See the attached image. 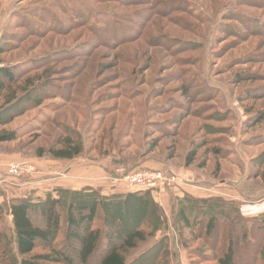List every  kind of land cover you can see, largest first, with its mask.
Segmentation results:
<instances>
[{
    "label": "rangeland",
    "instance_id": "374dc122",
    "mask_svg": "<svg viewBox=\"0 0 264 264\" xmlns=\"http://www.w3.org/2000/svg\"><path fill=\"white\" fill-rule=\"evenodd\" d=\"M78 6L98 13L101 22L68 21ZM41 9L64 19L61 27L44 21ZM15 10L24 16L12 23V43L0 56V67L20 68L19 81L40 75L36 82H47L54 94L40 105L25 102L17 113L6 111L0 125V133L18 131L16 139L0 143V173L8 179L0 184V230L14 253L13 198L46 199L59 188L92 187L105 195L148 189L168 219L130 258L152 247L142 256L157 261V241L167 238L171 264H218L215 255L228 225L221 223L210 239L202 228L181 227L184 248L171 197L245 199L251 211L264 206L259 199L264 194V0H0V38ZM108 14L114 22L102 19ZM30 22L40 27L29 30ZM6 95L0 92V106ZM71 135L83 141L84 152L74 159L53 158L49 149ZM213 146L222 156L210 150ZM190 157L194 162L188 166ZM13 164L33 169L13 177L7 172ZM140 173H162L166 180H126ZM83 207L74 203L78 225L90 212ZM143 209L127 217L123 207L117 212L139 222L147 216ZM102 212L99 208L94 227L110 234L127 227ZM71 227L64 214L53 246L39 244L32 256L63 264L47 255L72 252ZM250 237L254 244L264 240L257 232ZM243 242L250 244L249 235Z\"/></svg>",
    "mask_w": 264,
    "mask_h": 264
},
{
    "label": "trees",
    "instance_id": "16d2710c",
    "mask_svg": "<svg viewBox=\"0 0 264 264\" xmlns=\"http://www.w3.org/2000/svg\"><path fill=\"white\" fill-rule=\"evenodd\" d=\"M77 9L76 14L72 13L68 17L70 19L68 21L71 23H75L79 18L84 19L85 22H92L94 26L101 22L98 13L87 12L82 6H78ZM38 13L41 18L45 17L46 20L44 19V21H50L58 27H61V23L64 22V19L53 14L50 9H41ZM17 15L24 16L21 11H13L7 29L1 35L0 56L7 51L8 45L12 43L13 38H10L12 35L11 26ZM112 16V14L104 15L102 19L114 22L115 17ZM14 24H20V20ZM39 27L40 24L30 22L27 28L33 30ZM19 71L20 68L18 69L17 66L0 67V92L7 94L5 104L0 106V125L6 121L4 118L6 111L11 114L17 113L19 109H24L25 102H27L28 107L40 105L47 98V94H54L47 82L41 84L36 82L40 80V75L27 76L19 81L22 77ZM23 93H27L33 98H27L23 96ZM18 105H21L19 106L21 108ZM17 134L18 131L0 133V143L16 139ZM59 144V147L49 149L50 154L55 159H74L81 155L85 149L83 141L72 135L60 141ZM210 150L215 151L217 156H222L224 152L215 146L210 147ZM38 156H44L43 149H40ZM193 162L194 160L190 157L188 166ZM260 177L264 187V174ZM104 188L105 190L108 189L106 186ZM261 191L264 192V188ZM56 193H48L46 199L25 197L13 198L9 202V212L13 218V243L16 253H14L8 237H5L4 232L0 230V264H44L42 257L32 256V253L39 244L53 246V240L57 237L64 214L67 215L68 222L74 230L69 235L74 249L72 252L55 250L54 257L47 255V260L63 264H135L137 259L143 260L145 256L142 255L148 254L152 247L144 250L141 257L138 258H130L131 252L154 238L157 231L164 226L168 219L164 208L156 200L153 192L148 189L118 191L105 195L99 189H92V187L84 189L59 188ZM241 193L244 195L243 191ZM184 195H172L171 197V216L175 221L184 248L187 246L181 237V227L192 229L193 232L197 227L202 228L205 237L210 239L219 231V225L225 223L228 225L229 234L227 238L220 239L223 245L217 250L216 262L218 264H264V240H261L260 244H254L250 237L253 232L264 236V213L246 215L243 212L245 199L240 201L220 196L203 197L189 193ZM249 198L254 201L250 195H247L248 200ZM263 198L264 194L259 199L263 200ZM71 202H82L84 203L83 211H90L86 215V219L79 220L81 225H78L75 218L74 203L70 204ZM2 207L3 205L0 203V218ZM120 207L126 211L123 213L126 217L132 215V210L141 211L144 210L143 208H146L147 216L139 222L136 220L137 217H133V220L129 221L117 212ZM199 207H206L205 211H200ZM99 208L104 215L112 214L117 217L116 220H112V223L116 221L127 224V227L120 231L115 230L111 234L105 232L101 227H94L95 215L98 214ZM112 226L111 224L110 228H113ZM248 235L250 244L244 245L243 239ZM157 242L161 247L159 252L161 257L157 261L149 257L145 258L141 264H171L168 239L162 238Z\"/></svg>",
    "mask_w": 264,
    "mask_h": 264
},
{
    "label": "built area",
    "instance_id": "2783aa9c",
    "mask_svg": "<svg viewBox=\"0 0 264 264\" xmlns=\"http://www.w3.org/2000/svg\"><path fill=\"white\" fill-rule=\"evenodd\" d=\"M32 167L31 166H20V165H17V164H13L11 165L10 168H7V172L10 176H13V177H16V176H26L28 175V173H30L32 171ZM126 178V177H125ZM155 178H160L162 180H166L165 177H163L162 173H159V174H144L143 175L140 173L138 174L137 176H130L128 178H126L127 181L130 182V184H133L135 181H139L141 183H144L146 182L145 180L148 179L147 181L148 182H151L153 180H155ZM114 181L117 182V178H114ZM151 186H154L151 185Z\"/></svg>",
    "mask_w": 264,
    "mask_h": 264
},
{
    "label": "crops",
    "instance_id": "0c3cea01",
    "mask_svg": "<svg viewBox=\"0 0 264 264\" xmlns=\"http://www.w3.org/2000/svg\"><path fill=\"white\" fill-rule=\"evenodd\" d=\"M4 174L3 173H0V184L3 183V182H7L8 179H4L3 178ZM250 207L246 208V206L243 207V212L246 214V215H258L260 213H264V206H258L256 208H253L254 210L256 211H251L249 210ZM254 212V213H252Z\"/></svg>",
    "mask_w": 264,
    "mask_h": 264
}]
</instances>
